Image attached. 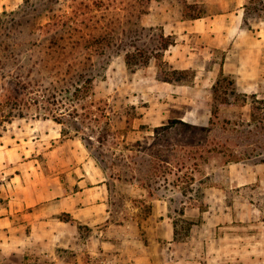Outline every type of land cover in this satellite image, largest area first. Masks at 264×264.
Segmentation results:
<instances>
[{
    "label": "rangeland",
    "instance_id": "1",
    "mask_svg": "<svg viewBox=\"0 0 264 264\" xmlns=\"http://www.w3.org/2000/svg\"><path fill=\"white\" fill-rule=\"evenodd\" d=\"M22 2L5 9L18 11L21 23L17 19L11 22L9 15L0 21V134L10 127L6 133L10 141L11 134L31 137L33 131L44 138L35 150L23 142L14 149L0 146V200L9 192L7 180L11 176L28 175L33 170L27 159L38 158L44 173L51 174L47 161L54 155L49 154V148L56 140L45 133L54 135L55 129L61 130L63 137L78 140L73 147L80 146L103 171L109 189V220L119 225L104 230L101 237L94 227H82L87 246L78 242L64 247L51 241L39 245V251L32 252L36 259L32 256L26 264H163L174 260L181 251L174 241L167 240L171 220L153 209L154 198L168 201L169 216L178 221L183 233L180 239H186L187 232L179 211L183 205H190L192 198L199 207L212 206L218 211L228 205L245 206L247 199L264 207V195L258 194L254 185L229 190L224 196L207 190L211 183L223 181H213L212 175L206 174L214 173V169L220 173L225 160L248 157L255 163L264 157V124L251 116L256 103L251 94L244 97L236 83L237 95L227 94L231 89L228 81H236L234 74L225 73L227 79L221 78L214 99L213 85L225 52L209 50L207 42L193 32L180 37V31L189 26L188 20L194 19L189 17L193 13L213 17L241 10L243 28L256 30L264 26V0H152L143 1V5L140 0H55L47 3V10L37 4L35 11L22 8ZM64 12L66 17H59ZM53 15L56 20L49 23ZM60 20L67 25L61 26ZM161 31L187 45V51L177 52L184 61L181 56H171L176 49L171 45L160 59L151 55L147 63L127 65L125 53L135 51V47L152 50ZM54 32L60 41L55 55L68 51L72 67H61L53 58L39 61V53L47 48ZM107 33L112 34L113 44L100 50L103 46L93 38L101 34L107 37ZM39 40L45 47L36 45ZM161 59L166 62L163 71L167 73L186 69L183 79L173 84L176 89L184 85L183 89L189 90L190 99L179 107L192 108L197 124H183L175 117L154 126V118L159 115L160 121L169 98L178 96L174 91L168 94L167 84L159 79ZM188 60L191 62L187 64ZM181 62L190 67L182 68ZM76 69L83 73L82 79L91 80L86 98L78 101L58 93L64 83L77 80ZM55 95L63 101H56ZM262 106L256 114L263 116L264 123ZM211 109H215V116ZM49 110L63 113L58 115L62 123L48 115ZM18 216L25 217L22 213ZM55 216L68 218L64 213ZM97 235L106 243H91V236Z\"/></svg>",
    "mask_w": 264,
    "mask_h": 264
},
{
    "label": "crops",
    "instance_id": "2",
    "mask_svg": "<svg viewBox=\"0 0 264 264\" xmlns=\"http://www.w3.org/2000/svg\"><path fill=\"white\" fill-rule=\"evenodd\" d=\"M20 1L0 0V10L15 8ZM242 21L241 10L194 18L188 20L189 26L180 31V37L193 32L194 36L207 42L209 50L225 52L219 73L234 74L235 83L243 92L264 97V26L256 30L246 29ZM173 46L176 49L171 56H181L183 62L185 57L177 52L187 51V45L179 44L175 39ZM195 47L192 45L193 49ZM182 62V68L190 67ZM208 80L207 84L212 86L213 81L210 83ZM162 82L167 84L168 94L174 91L178 96L169 95V106L161 110L160 121L159 115L154 118L157 120L154 126L163 125L175 117L188 124H197V117L191 115L194 113L192 108L179 107L181 102L190 99L189 90L183 89L186 86L177 85L176 89L174 81ZM199 82L197 80L196 84ZM31 128L35 130L33 126ZM8 131L10 127L0 134V139L4 140H0V146L6 145L9 149L17 148L23 142L35 150L44 138L43 134L33 131L31 137L21 138L11 134L10 141L6 134ZM54 131V135L45 133L47 138L56 140L49 148V154L54 155L49 156L47 161L51 174H45L39 159L34 157L27 159L34 166L28 175L17 174L7 180L9 192L0 200V264H26L33 256L32 252H38L39 245L49 241L57 246L64 244V247L78 242L87 246L88 239L81 235L85 226L94 227L100 237L104 230L119 227L109 220V189L101 168L83 153L80 146L73 147L78 140L63 137L61 130ZM215 170L206 176L211 174L213 181H223L211 183L207 190L224 196L229 190L254 185L258 194L264 195V161L259 159L251 163L248 157L235 161L228 159L220 173ZM194 200L190 199V205H183L182 217L192 222L187 238L177 240L174 238L175 228L169 216L168 201L152 199L153 209H158L160 216L165 215L171 220L167 223V240L174 241L181 251L174 260H165L163 264H264V207L247 199L245 206L232 208L228 205L218 211L212 206L201 208ZM18 213L25 217L19 219ZM56 213H64L68 218L54 217ZM197 217L201 220H196ZM98 235L91 236V243H106ZM33 257L36 259L37 256Z\"/></svg>",
    "mask_w": 264,
    "mask_h": 264
},
{
    "label": "trees",
    "instance_id": "3",
    "mask_svg": "<svg viewBox=\"0 0 264 264\" xmlns=\"http://www.w3.org/2000/svg\"><path fill=\"white\" fill-rule=\"evenodd\" d=\"M143 1L145 3L146 2L150 3L152 0H140V3L142 5L144 4V3H142ZM53 2H55V0H36V1L23 0L22 8L23 7H26V8H30L31 7L35 11V10L38 9L37 4L46 6L47 3H49V5H50ZM47 9H49V8L46 6V10ZM50 9H51V7H50ZM63 14H64L63 16L59 15V14H57V15H59V17H61V18L62 17H66V15H65L66 12H64ZM8 15L10 16L11 22L15 21L16 19H17L16 20L17 23H21L22 22V20H21L22 17L18 16V11H10L9 12V11H6V10H3L2 12H0V21H2V17L8 16ZM189 17L190 18H199V17H201V14L193 13V14L189 15ZM19 18H21V19H19ZM49 19H50L49 23L55 22L56 17L53 15V19H52V16L49 17ZM6 22L9 23L10 21L6 20ZM63 22H64L63 20H60L61 26L67 25V22H64V23ZM48 34H50V33L48 32ZM93 39L96 42H99L98 43L99 46H103L100 50L105 49L106 45L107 46H111L113 44V42H112V34L111 35L108 34L107 37H106V35L101 34V35L98 36V38L94 37ZM76 42H74V43H76ZM59 43H60L59 37L54 32L53 36H51L50 39H49V45L46 48L47 50L45 49L41 53H39V61L45 63L46 60H52V58H53L55 60L56 64L61 65V67L64 66V65L68 66V67H72L71 63H70V60H69V55L66 54V53H68V51L65 52V50L64 51L62 50V51L59 52V54L55 55L56 50L58 51L57 48H58V44ZM174 43H175L174 35H171V34L165 35L164 32L161 31V33H159V35H158V45L156 47H154L152 50H149L148 48L135 47V51H127L125 53V61H126L127 65L132 66L133 64L147 63L152 56H154L157 59H160V57L163 55V52L166 51ZM36 45L45 47V45H42V40L37 41ZM43 54H47L48 56L44 57ZM52 54H54V56L50 57V56H52ZM48 57H49V59H47ZM165 66H166V62L161 59L159 61V63H158V67L160 68L158 70L159 79L160 80L173 82V81H180V80L183 79V74L186 72V69H182V70L171 69L169 71V73H167L166 71H163V68H165ZM68 72H70V71H67V73ZM78 72L79 71L76 69L75 73H78ZM175 73H179V75H177V76L172 75V74H175ZM76 76L78 78H77V80H75V82L72 83V82L67 81L66 84L65 83L63 84V87H60L58 89V93L59 94H65L66 96L72 95L73 99L78 101V100H81L83 98H86L87 93L89 92V89H90V86L88 84L90 83L91 80L88 77L85 78V79H82L83 78V73H80V72ZM221 78L227 79V75L225 73H223V72H220L219 73V78H217L215 84L213 85V95H214V99L215 100H216V94L218 93V91H220L219 84H220ZM66 80L67 79L62 78L63 82L66 81ZM81 81H83V82H81ZM228 84L231 86V89L228 90L229 92L227 94L228 95H230V94L237 95V92H236L237 89H236V86H235V81L230 79L228 81ZM241 94L244 97H247L246 93H241ZM250 96L253 98V101L256 102V103H253V108H252L253 110L251 112V116L253 118L257 119L258 122L264 124L263 123V116H261V115L258 116L256 114V111L260 112L261 110H263V106L262 105H264V98H262V99L258 98L256 96V94H251ZM54 98H55L56 101L57 100H61V99H57L56 95L54 96ZM14 99L18 101V97L17 96H15ZM21 100H23V99H21ZM61 101H63V100H61ZM255 104H257V105H255ZM50 109H52V108H50ZM214 111H215V109H211L212 115L214 114ZM48 115H50L55 121H57L59 123H62V120H61V118L59 116H63V113L60 112V113L56 114L55 111L52 110V112H51L49 110ZM214 116H215V114H214ZM180 122L183 123V124H187L186 122H183V121H180ZM155 131H156V129H155ZM61 133L63 134V131ZM86 146L88 148V145H86ZM261 154L262 153H257L256 155H261ZM260 160L264 161V157H261ZM183 213H184V209H183V207H181V209L179 211V214L182 216ZM181 218H182L181 221L186 226V227H184V229L188 233L192 222L189 221V220L184 219L183 217H181ZM173 224H174V228H175L174 238L178 240V239L183 237V235H182L183 233H181L179 231L178 221L176 219H174V218H173Z\"/></svg>",
    "mask_w": 264,
    "mask_h": 264
}]
</instances>
